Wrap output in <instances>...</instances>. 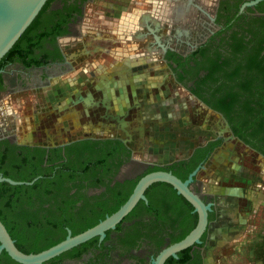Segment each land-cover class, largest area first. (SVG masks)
Instances as JSON below:
<instances>
[{
    "label": "flooded vegetation",
    "instance_id": "af4514ba",
    "mask_svg": "<svg viewBox=\"0 0 264 264\" xmlns=\"http://www.w3.org/2000/svg\"><path fill=\"white\" fill-rule=\"evenodd\" d=\"M173 1L179 2V5L177 7L168 6L164 0H107L98 5L97 0H46L44 3L46 7L35 30L20 42L14 52L10 55L5 53L0 58V154H6L5 159L13 157L16 160L18 156L25 157L28 149L40 148L42 154L36 157L42 158L43 166L53 167V170H56L64 161L71 160L73 163L72 160L76 153L72 151L68 156L67 151L74 142L86 138L118 139L123 142L127 152H122L119 158L115 159V163L119 159L121 162L117 166L114 165L115 163L111 166L109 174L102 176L103 182L111 178V184L115 182L124 184L144 173L149 166L154 165L171 170L170 166L175 164L171 171L177 175L186 171L188 166L192 167L184 179L195 171L190 185L201 195L203 201L210 205L208 231L211 225H217L221 219L225 218L226 213L223 211L224 204L221 203V199L225 202L227 197L221 195L219 199L217 195L220 191H217L215 187L206 189L202 185L201 178L198 177L199 172L207 169V161L216 156L220 148L224 147V142L233 141L230 136L263 159L264 149L261 150L237 136L227 116L197 94L198 92L207 99L209 98L208 92L199 89L197 83L226 82L224 70L236 66L237 63H244L246 59L242 50L238 48V39L243 34L247 35L246 38L258 34L261 28L264 33V0H259L253 5H244L250 0ZM91 3L96 4L91 8L94 14L92 19H89L90 21H85L86 8ZM88 22L102 26L94 31L83 29L86 26L84 24ZM88 35L93 37L91 48L93 51L91 52L94 53L93 59H96L101 51L122 60L138 52L152 55L153 59L149 58V63L162 62L173 73L176 83L187 89L196 99L221 117L225 124L223 126L218 120L215 123L212 117L208 119V122L215 124L224 134L208 137L195 144L187 155L166 164L136 159L133 137L129 134L125 138L118 135H86L62 142L50 140L46 143L32 141L31 135L27 136L28 139H20L17 119L21 112L7 104L9 94L47 86L58 75H65L71 71L75 64L82 60V55L89 53V51L84 52L83 48H71V46L75 43H81L82 47L85 46L90 41ZM143 41L145 44L142 47ZM131 43H134V47ZM261 54H264V49L261 50ZM214 63L220 64L222 68L213 70ZM123 74L125 73L119 76L122 77ZM105 88L107 93L105 89L104 92L108 94V98L114 97L110 95V88ZM203 118L206 119V116ZM171 132L173 131L170 130ZM186 135L193 136L192 140H195V134L188 132ZM234 146L239 147L236 144ZM152 152L146 150L144 153L148 158ZM27 157L32 158V156ZM5 159L3 162L7 163ZM48 160L52 162L49 163ZM133 164L142 167V171L135 176L130 174ZM17 167L21 171V166L17 165ZM18 169L15 172H18ZM22 169L27 168L22 166ZM206 171L208 173L210 170ZM0 174L3 173L0 172ZM53 174L54 171L51 172V175ZM39 176L32 179H37ZM215 177H218L217 173ZM96 178L79 174L59 176L56 179L57 187L60 188L59 198H65L68 193L76 191L85 196L100 193L105 189L104 183L95 186L90 183ZM150 198L152 203H149ZM144 203L151 207H161L162 194L158 190H152L150 197L147 196V201ZM78 204H81V201ZM45 205L48 206V203ZM191 212L195 213L194 209ZM155 214L156 211L148 210L146 206H138L131 216L121 219L115 227L107 229L103 239L100 240L98 236H94L42 264H153V257L161 248L168 245L171 233L180 227L178 223L173 226L169 224L164 226L162 221L155 219ZM32 227L29 225L16 226L22 231L21 236L25 239L36 235L35 232L30 231ZM6 228L10 233V229L7 226ZM65 229V236L68 229L73 234L72 227L65 226ZM203 242L192 245L191 252L200 247ZM4 252L6 251L0 252V264H22L8 254L5 255ZM174 258L178 259L179 256ZM199 259L202 264L200 255ZM170 264L188 263L177 261Z\"/></svg>",
    "mask_w": 264,
    "mask_h": 264
},
{
    "label": "rangeland",
    "instance_id": "374dc122",
    "mask_svg": "<svg viewBox=\"0 0 264 264\" xmlns=\"http://www.w3.org/2000/svg\"><path fill=\"white\" fill-rule=\"evenodd\" d=\"M105 1L97 0V5ZM94 5H87L85 21L92 19ZM84 26L94 31L102 25L88 22ZM88 38L83 47L76 41L71 46L89 51L71 71L47 86L9 94L7 104L21 112L17 119L20 139L31 135L32 141L46 143L86 135L125 138L129 134L136 159L166 164L187 155L208 137L224 134L208 122L213 117L223 126L221 117L176 83L162 62L149 63L153 56L138 52L122 60L101 51L93 59V37ZM121 73L125 74L120 77ZM105 87L114 97L108 98ZM188 132L196 135L195 140ZM230 138L233 141L224 142L217 157L207 161L210 171L198 174L206 189L215 187L219 199L221 195L227 199H221L225 218L208 228L196 251L202 264H264V159ZM146 150L162 151L163 155L147 158ZM141 171L142 167L133 164L130 174ZM60 234L58 231L57 236Z\"/></svg>",
    "mask_w": 264,
    "mask_h": 264
},
{
    "label": "trees",
    "instance_id": "16d2710c",
    "mask_svg": "<svg viewBox=\"0 0 264 264\" xmlns=\"http://www.w3.org/2000/svg\"><path fill=\"white\" fill-rule=\"evenodd\" d=\"M45 7L46 5L41 8L6 55L14 52L20 42L35 30ZM262 34L264 33L261 28L258 34L248 36V38L243 34L238 39V48L242 50L246 60L243 64L240 62L224 70L226 82L197 83L199 89L208 92L209 98L207 99L198 92L197 94L227 116L235 134L261 150L264 149V54H261V50L264 49V37L261 38ZM221 68L220 64L214 63L213 70ZM68 148V156L72 151L76 153L72 160L73 163L71 160L64 161L56 170H53V167L43 166L42 158L36 157L42 154L40 148H30L25 153V157L18 156L16 160L13 157L5 159L7 155L0 154V172L4 176L29 181L40 175L32 184L0 183V219L10 229L16 245L24 252H38L59 242L66 234L65 226L72 227L73 234L93 226L125 202L140 176L162 169L158 165L149 166L144 173L124 184L121 182L111 184V178L104 183L102 176L109 174L115 159L126 151L122 141L111 138H86L74 142ZM27 156H32V158ZM4 159L7 163L3 162ZM19 159L21 160L17 164ZM120 162L121 159L114 165L117 166ZM17 165L21 166V171ZM174 165L170 166L171 170ZM22 166L27 169L23 170ZM15 167L19 170L18 172H15L17 171ZM191 169L192 167L188 166L186 171L178 173L179 177L184 179ZM52 171H54L53 175H51ZM76 174L97 177L90 183L94 186L104 183L105 189L94 195L85 196L76 191L68 193L65 198H59L60 188L57 187L56 179L62 175L74 176ZM152 190H158L162 194V206L151 207L141 199L135 209L123 219L131 216L138 206H146L148 210L156 211L155 219L162 221L164 226L167 224L173 226L176 223L180 225L177 233H171L168 244L180 240L195 226L197 212H191L194 209L191 203L178 194L169 183H153L146 191L148 197ZM79 201L81 204H78ZM46 203L48 206L45 205ZM149 203H152L151 198ZM19 225L33 226L30 231L35 232L36 235L28 239L23 238L22 231L16 228ZM58 231L61 232L59 236H57ZM205 236L206 232L202 236V242ZM191 249L192 246H189L179 251L178 259L170 256L165 264L177 261L200 264L199 254L196 250L191 252ZM4 254L7 255L6 252Z\"/></svg>",
    "mask_w": 264,
    "mask_h": 264
},
{
    "label": "water",
    "instance_id": "95a60500",
    "mask_svg": "<svg viewBox=\"0 0 264 264\" xmlns=\"http://www.w3.org/2000/svg\"><path fill=\"white\" fill-rule=\"evenodd\" d=\"M258 1L250 0L244 5H253ZM45 2L46 0H0V58L13 46L39 13ZM194 173L195 171L187 179H182L171 170L165 169L153 170L143 174L135 183L128 198L117 210L111 214H106L103 219L81 232L72 234L71 230L68 229L67 235L62 240L38 252H24L21 250L16 245L4 222L0 219V252L6 251L12 259L22 264H42V262L94 236H98L101 240L104 238L106 230L115 227L140 199L147 201L146 190L149 186L156 182H166L191 203L194 211L197 212V222L183 238L161 248L152 259L153 264H165L168 257H177L179 251L201 243L202 236L207 231L210 205L206 204L201 195L191 187L190 181ZM35 180L36 178L30 181L15 180L0 174V183L7 182L12 185L32 184Z\"/></svg>",
    "mask_w": 264,
    "mask_h": 264
},
{
    "label": "bare ground",
    "instance_id": "6f19581e",
    "mask_svg": "<svg viewBox=\"0 0 264 264\" xmlns=\"http://www.w3.org/2000/svg\"><path fill=\"white\" fill-rule=\"evenodd\" d=\"M165 1V3H167L168 4V6H174V7H177L178 5H179V2H176V1H173V0H164ZM181 97H183V96H181ZM212 120H214L215 121V123H216V119H213V117H212Z\"/></svg>",
    "mask_w": 264,
    "mask_h": 264
},
{
    "label": "crops",
    "instance_id": "0c3cea01",
    "mask_svg": "<svg viewBox=\"0 0 264 264\" xmlns=\"http://www.w3.org/2000/svg\"><path fill=\"white\" fill-rule=\"evenodd\" d=\"M153 154V155H152ZM152 154H151V158H156V157H159V156H161L162 155V153H159V152H152Z\"/></svg>",
    "mask_w": 264,
    "mask_h": 264
}]
</instances>
